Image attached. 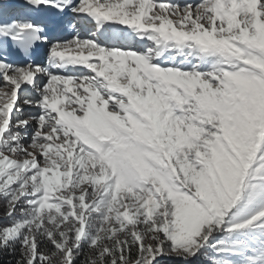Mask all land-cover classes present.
<instances>
[{"label":"snow or ice","instance_id":"obj_1","mask_svg":"<svg viewBox=\"0 0 264 264\" xmlns=\"http://www.w3.org/2000/svg\"><path fill=\"white\" fill-rule=\"evenodd\" d=\"M0 264H264V0H0Z\"/></svg>","mask_w":264,"mask_h":264}]
</instances>
